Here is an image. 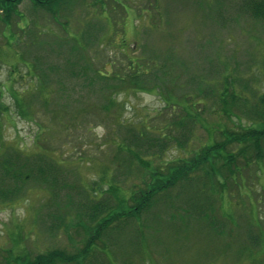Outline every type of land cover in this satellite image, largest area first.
<instances>
[{"label":"rangeland","instance_id":"374dc122","mask_svg":"<svg viewBox=\"0 0 264 264\" xmlns=\"http://www.w3.org/2000/svg\"><path fill=\"white\" fill-rule=\"evenodd\" d=\"M69 1L70 10H60L57 19L31 0L19 5L21 17L13 15L8 24L0 17V104L9 111L1 123L5 145L40 153L60 170L55 187L31 181L13 200L0 201V264H18L9 250L31 263L56 251L72 258L87 243L96 252L90 264H264V138L263 156L256 159L250 149L230 175L226 152L207 150L226 139L220 129L261 128L245 115L252 113L245 100L264 93V22L240 15V0ZM78 71L83 75L74 77ZM224 77L235 80L242 98L234 107L230 103V116L216 90ZM198 78L216 84L212 94L197 95ZM42 83L48 93L37 98ZM165 88L180 96L171 102L186 104L185 94H192L206 103L199 116L203 127L197 124L190 138L180 124L170 125L174 116L165 109ZM111 100L117 102L114 110L124 108L122 124L110 117L113 111L109 118L105 113ZM212 104L214 112L207 110ZM132 126L151 139L160 133L165 144L166 135L171 140L158 150L143 139L149 165L135 160L129 173L126 162L114 160L125 161L126 151L111 143L115 132L126 138ZM215 154L218 159L210 161ZM196 155L200 168L129 218L134 199L156 178H167L183 162L189 166ZM102 191L116 218L98 234L109 210L98 221L87 214L90 205L102 203Z\"/></svg>","mask_w":264,"mask_h":264},{"label":"trees","instance_id":"16d2710c","mask_svg":"<svg viewBox=\"0 0 264 264\" xmlns=\"http://www.w3.org/2000/svg\"><path fill=\"white\" fill-rule=\"evenodd\" d=\"M23 0H0V11L3 22L5 24H8L12 20L13 15H18L21 17L19 12V5L21 4ZM33 3L34 8L42 9L44 11H48L54 15V17L57 19V16H55L60 10H66V7L70 5L72 1L69 0H31ZM116 2V0H114ZM117 3V2H116ZM213 7H210V10H214V14L218 16L220 14V11L218 9H212ZM237 12L240 15L248 16L252 19L262 21L264 22V0H240L237 4ZM220 17H223L220 15ZM166 65V63L164 64ZM164 65L162 67H164ZM130 69V67H129ZM151 70L149 68L144 73H140L138 75L144 76L147 75ZM161 70V69H159ZM79 72V73H78ZM74 72V77L83 75L82 71ZM158 73V72H156ZM164 76H170V79H173L174 77L170 74V72L164 71ZM111 74V73H110ZM156 74L154 73V76ZM119 76V75H117ZM116 76V77H117ZM134 77V76H133ZM118 78V77H117ZM166 77H164L165 79ZM162 79V78H161ZM93 80V79H92ZM158 81V80H157ZM193 83H195V80L192 79ZM128 85H131V87L140 88L143 89V85L140 82L133 81L132 83L130 81H127ZM207 78H198L197 80V95L202 94H208L213 93V86H216V84H210ZM44 85L41 84L40 88H36L37 91L34 96L42 97L47 95L48 91L45 90V88L42 87ZM46 85V84H45ZM156 89H159V83H153ZM151 85V86H153ZM153 86V87H154ZM44 89V90H42ZM102 90V89H101ZM218 90L219 95V102L222 105V112L225 113V115L230 116V109L228 108L231 105L234 107L238 105V103H242V98L239 96L238 92L235 89V80L232 78L224 77L222 80V83L220 84ZM103 91V90H102ZM104 93V92H103ZM187 96V102L182 103L179 101H173L176 102V104H173V102L169 101L173 96L180 99V96L177 94H174L172 90L169 88L163 89V94L161 93L162 99L165 102V109L171 110V116H174L171 121H169L171 126H175L177 124H180V131L183 135H188V138H190L193 135V132L195 131V126L197 124L202 126V120L200 121V113L203 109L202 106H206V103L203 101H196L194 98H196L192 94H185ZM15 96V95H14ZM104 96V95H103ZM16 97V96H15ZM241 101V102H239ZM247 101L251 104L250 109H252V113L245 114L250 119L254 117L252 122H258L261 128H245L243 133H236L235 131L231 129H220L218 132L221 136H225L226 139H224L220 143H213L211 146L207 148V150L210 152L217 151V154H222L223 152H226L225 154V162L224 166H227V170L229 175L233 173L236 169H238L239 165V159L241 156L245 157L248 154V151L250 149L254 150L256 149V159L261 158L263 156V152L261 150V140L264 138V108L261 106L264 105V93H261V96H254L252 99L245 100V103ZM111 104H105V113H112L110 117L115 121L116 124L121 123L120 116H122V109L123 107L114 110V108L117 106L116 100H111ZM252 106V107H251ZM260 107L263 109H260ZM26 108V107H25ZM215 105H211L209 108H207L208 111L214 112L216 109ZM116 109V108H115ZM100 111L103 110V107L99 109ZM173 110V112H172ZM204 110V113L207 111ZM238 110H240L238 108ZM6 112L8 111V107L0 104V201L2 202H8L13 200L18 193H20V189L23 190L26 186H28V183L31 181L40 182L49 184L50 187H55V181L59 175V167L56 164H52L49 162L48 158L40 157V153H36V155L30 156L25 154L22 150L10 148L5 145V141L3 138V115H6ZM236 112V111H235ZM227 113V114H226ZM244 113V112H243ZM119 115V116H118ZM184 115V116H183ZM241 114L238 113V116ZM109 118V115L107 116ZM244 117V116H243ZM182 118H186L181 120ZM190 119V120H189ZM256 119V120H255ZM103 120V118H102ZM180 121V122H179ZM128 132V135L126 138L120 137V133L117 134L115 132L116 138L114 141H112L111 145H115L116 149H118L119 152L124 153V150L126 151V154L124 155L125 161H120L119 156H115L114 160H117L119 162H126V165L123 166L125 169L128 170L130 173L131 164L137 160L139 164L149 165V162H147L144 158L143 150L146 149L145 142L143 139L147 142V145L149 148L152 149L153 146H158L159 149H166V145L171 140L168 135H166L167 143L163 142V138L160 137L159 133V139H151L146 134L145 131L139 132L135 126H132ZM136 129V131H135ZM173 140V139H172ZM174 141V140H173ZM231 144H237L239 146L238 150L236 152H229L228 145ZM177 147H185L181 144V142L176 143ZM136 149V150H134ZM152 151V150H151ZM145 152V151H144ZM228 153V154H227ZM119 154V153H118ZM199 155H196L191 164L187 166V163H182L177 168L170 169L169 170V176L167 178H164L160 176L159 178L155 179V182L149 185V189L147 192H144L145 194L142 196L136 197L135 195L137 193L133 192L132 196L130 197L132 200L133 197H136L134 200L137 203L129 212L127 215H129V218H132L133 215H138L141 211L144 209H147L152 201L158 197L160 194H162V191L168 190L170 187L175 186V184L180 180V178H183L185 176H188L191 174L192 171H196L200 166L203 164L201 162V159L198 158ZM218 156L215 154L214 159L211 160H217ZM206 162L209 161V158H206ZM258 161V160H257ZM138 164V165H139ZM223 166V167H224ZM149 169L146 168V171ZM220 173L221 170H219ZM52 178L51 182L50 179ZM100 186V184H99ZM23 188V189H22ZM111 191H116V188L112 187L110 188ZM118 195L117 192H113ZM86 194V193H85ZM98 196V195H97ZM92 197V196H89ZM98 201L103 200L102 203H98L95 205H90V209L92 212H88V217L92 219V221H98L99 218L107 212L111 205L109 204V200L107 199L104 204L105 200V191L101 192V195L98 196ZM96 200H92V202H95ZM117 201V200H116ZM126 202V199L120 201L121 205H123ZM105 205V206H104ZM85 209H87V206H83ZM83 209H80V214L85 216V211H82ZM111 210V209H110ZM109 210V215L106 218H103L99 221L100 226L97 228L98 234H100L103 230H108L112 227V224L114 223V220L116 218V215ZM67 218V217H66ZM102 235V234H101ZM92 245L89 246V243H87L83 250L81 252H78L77 255L73 256L72 258H64L61 254V252H51L48 255V257H44L43 259L39 260L36 259L34 262H29L24 255H21L20 253H17V255H14V251H11L10 255H13V259H16V263L18 264H44V259H48V262L45 264H57L55 263L56 260H62V263L59 264H65L69 262H80L83 264V261L86 260L85 264H90L89 262L93 260V257L95 253L93 252V249L91 250ZM94 253V254H93ZM67 259V260H63ZM66 261V262H64Z\"/></svg>","mask_w":264,"mask_h":264}]
</instances>
